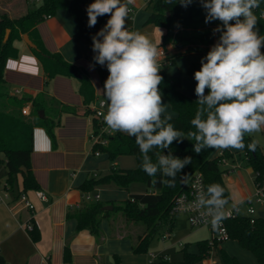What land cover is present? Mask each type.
<instances>
[{"label":"trees","instance_id":"16d2710c","mask_svg":"<svg viewBox=\"0 0 264 264\" xmlns=\"http://www.w3.org/2000/svg\"><path fill=\"white\" fill-rule=\"evenodd\" d=\"M94 0H42L36 5L27 7L26 12L18 18H10L0 14V163L6 169L5 181L9 187L14 190L18 179L20 178L21 188L18 193L28 189H38L39 186L34 178L30 164V154L33 147V128L42 126L50 136L52 142L54 138V127L60 122V116L64 113L72 114H92V125L98 123L90 108L94 100L93 86L88 77L82 73V69L66 61L60 53L49 52L45 50L41 42L32 39V33L40 21L47 16L53 15L57 9L65 8L76 19L78 28L74 36L76 39H84L91 48L89 60L96 68L99 75L101 87L109 72L106 66L95 64L92 51V36H94L106 23L108 15L98 18L97 24L89 28L87 26L88 16L86 8ZM151 11L146 22L153 23L156 26L164 28L161 42L156 46H165L172 44L174 50L167 53V61L172 63L176 58L191 53L207 54L211 46L219 39V33L213 35V28L220 22L213 21L205 24V11L201 7L199 0H193L189 5L187 15L180 13L179 0H174L172 4L166 3V0H151ZM258 16V27L260 33L264 35V0H260V7L254 9ZM9 28V35L4 39L5 30ZM22 34H27L33 42L32 50L38 57L47 79L61 74L78 81L77 91L83 98L84 108L76 109L73 106L62 103L45 91L38 92L35 96H16L9 92L7 81L4 77L5 62L8 58L16 57L18 49L12 44L16 38ZM264 52V48H262ZM201 67L200 62H194L186 69L187 74H194ZM159 74L163 77L159 89L169 102L174 111L173 119L170 121L175 128L187 133L194 130L191 120L195 118L197 111L196 94L188 96L179 89L181 80L179 76H169L161 67ZM206 89V93H207ZM104 98V96H103ZM26 101H30L31 108L28 115L21 113V107ZM42 110V115L39 111ZM264 135V129H263ZM254 140L248 134H244L245 148L244 157L247 165L255 173L254 180L264 178V157L258 145L254 151L249 150L247 145ZM195 141L187 139L182 142L174 141L170 149L162 150L163 155H171L183 159L185 156H191L192 162L185 166L182 173H178L174 187H168L161 183V179H170L157 173L156 177H150L140 167L142 156L139 146L135 143V137H129L124 133L116 132L109 137L105 146H95L100 152L106 153L111 162L118 155H132L135 158L136 165L131 168L118 167L115 164L110 165L107 174L87 178L81 188L83 191H90L99 184L114 182L118 187L127 188L132 182H141L150 188V191L140 193H130L129 196L120 201L102 202L100 200L86 202L82 207L69 209L66 217H72L76 220V229H87L97 239L101 235L100 222L104 217L111 213H121L123 217L132 222H142L144 230L138 234L135 242L132 244V250L135 253L147 252L150 241L155 235H163L173 229L175 215L170 212L174 195L184 190L188 186L189 179L195 171H200L207 192V186L212 183L220 184L224 189V196L229 200L228 190L222 178L220 169V156L213 155L215 149L208 148L199 155L193 151ZM153 149L149 152L152 161H156ZM228 153L224 149L223 155ZM22 167L24 169H22ZM188 174L187 183L182 182L181 175ZM105 203L112 205V209L105 210ZM227 239L236 240L241 247L250 251L258 264H264V217L256 216L251 222L245 215H236L224 220ZM32 238L35 239L34 228L31 231ZM197 250L189 251L184 245L181 248L182 259L178 264H197L204 258H207L212 250L208 238L196 241ZM217 243H215V246ZM221 264H240L235 256L230 255L223 249H219ZM68 247L65 246L63 258L65 261H71ZM120 257L114 256V264H121ZM0 264H6L4 258L0 255ZM105 264V263H101ZM147 264H168V259L158 257L149 261Z\"/></svg>","mask_w":264,"mask_h":264},{"label":"crops","instance_id":"0c3cea01","mask_svg":"<svg viewBox=\"0 0 264 264\" xmlns=\"http://www.w3.org/2000/svg\"><path fill=\"white\" fill-rule=\"evenodd\" d=\"M150 1L135 0V4L130 5L133 7V13L128 15L126 24L129 30L146 34L155 45H158L165 30L163 27L146 22L151 11L149 9ZM77 28L76 19L67 9L59 8L53 15L47 16L37 23L32 33V39L36 42L40 41L45 50L60 53L66 61L82 69V73L88 77L93 86L94 100L90 105L92 109V106L103 98L102 91L98 90H102V87L96 68H90V65L93 64L89 60L91 48L88 42L84 39H76L74 36ZM22 35L12 41L13 46L18 49V55L8 58L5 62L4 77L9 92L16 96L33 97L38 92L45 91L64 104L79 110L83 109V98L77 91V79L61 74L47 79L38 57L32 50L33 46L27 44ZM170 46L171 44L165 45L168 53L174 50ZM195 55H199V53L182 55L172 63L168 62L169 66L165 64L162 68L167 75L172 77L182 73L187 74L186 69L190 64L201 61L197 59L200 56ZM184 60L185 64L178 66V63ZM188 75L192 76L193 80L189 85L184 86V81L180 78L179 89L184 94L193 96L197 82L194 79V74ZM162 99L169 104L164 95ZM25 104L30 111V101H26ZM170 109H172L171 106ZM91 130L92 114L86 113L62 114L60 122L54 127V142L42 126L33 128V147L30 154L31 170L39 189L45 193L46 200L39 199L34 193L35 189H28L23 192L33 204V213L19 206L11 210L6 204L0 203V255L6 264H101L102 262L114 264L115 255L120 257L121 264H147L149 262L151 253H135L132 250V244L141 233V228H136L134 222L126 220L121 213H111L101 219L99 225L101 235L98 239L87 229L77 230L76 220L66 217L69 209L80 208L89 202L83 199L85 192L97 195L98 200L102 202H109L124 200L130 193L150 191V188L141 182H132L127 188H121L114 185V182H109L96 185L90 191H83L81 185L87 178L107 174L110 165L117 166L116 160L123 156L118 155L111 162L106 153L100 152L99 155H95L90 150L88 141V134ZM216 150L213 155H216ZM226 152L228 153L225 156L226 161L220 163L219 166L229 194L228 203L241 206L240 202H245L247 198L252 197L253 181L250 187L245 175L246 171L250 173L253 170L247 165L243 150L228 148ZM244 163L247 168H244ZM228 168L231 170L228 171ZM5 178L6 175L3 177V181ZM141 184H143L142 190ZM20 188L19 178L15 191L12 190L13 194L16 195ZM105 205L110 204L105 203ZM263 211V207L260 210L256 208V212L260 216H264ZM29 219L35 231V239L31 234L33 228L29 231L21 226V223ZM196 241L195 247L188 245L190 242L188 239L183 244L186 245L187 250L196 251ZM234 242L242 250L233 247L232 252L227 243L231 246L230 243ZM65 246L68 247L70 262L63 258ZM218 247L235 256L240 264H244V261L237 256L236 252L251 253L241 247L236 240L229 238L218 243L214 249ZM210 254L197 264H221V260L217 262L215 259H211ZM251 255L255 263L258 264L254 255L252 253Z\"/></svg>","mask_w":264,"mask_h":264},{"label":"clouds","instance_id":"9594fccd","mask_svg":"<svg viewBox=\"0 0 264 264\" xmlns=\"http://www.w3.org/2000/svg\"><path fill=\"white\" fill-rule=\"evenodd\" d=\"M174 0H166L172 4ZM187 8L193 0H179ZM205 11V24L219 21L213 35L218 41L201 58V67L194 72L197 111L191 120L194 130L185 133L171 123L170 105L163 103L159 89L161 49L140 31L128 29L126 20L135 0H94L86 8L89 28L98 18L108 15L103 27L92 36L95 64L106 66L109 75L102 91L107 112L104 121L112 133L135 137L142 156L141 169L150 177L157 173L170 179L161 183L174 187L178 173L192 162L163 155L174 141H195L193 151L245 148L244 134L259 132L264 127V35L258 27L254 9L260 0H199ZM94 65H90L93 68ZM35 71V70H33ZM206 89L208 90L206 93ZM254 151L256 142L247 145ZM156 161L149 152L153 149ZM187 183L188 174L181 175ZM218 183L207 186V198L198 194V210L203 209L213 227L226 218L228 199ZM233 208L236 209L235 205Z\"/></svg>","mask_w":264,"mask_h":264},{"label":"built area","instance_id":"2783aa9c","mask_svg":"<svg viewBox=\"0 0 264 264\" xmlns=\"http://www.w3.org/2000/svg\"><path fill=\"white\" fill-rule=\"evenodd\" d=\"M25 1L31 5H36L42 0ZM129 7L131 8V11L129 13L130 15L133 13V7ZM262 15H264V13H262ZM157 48L162 50L160 56L158 57V64L160 67H163L168 63V50L165 46L161 45L157 46ZM104 99L105 98L98 100V102L92 106L93 114L98 119V123L95 126L92 125V130L88 134V141L90 143V150L93 151L95 155H99L100 151L98 149H94V147L107 145L109 137L113 134L110 129L106 130L107 125L104 121V114H106L107 112V107L104 103ZM21 109L23 114L28 115L29 109L26 104L23 105ZM223 153L224 149L216 150V155L220 156V163H225L226 161V157L223 155ZM227 170L230 171L231 168H228ZM11 192L12 189L9 187L5 180L0 182V203L6 204L11 210L19 206L28 209L31 213H33V204L24 192L17 193L16 195H14L13 192L11 194ZM34 193L39 199L46 200V195L41 189H35ZM198 194H202L205 198H207L203 176L200 171H195L189 179L188 186L184 190H181L174 195L172 205L170 207V212L175 216H184L190 227H207L210 231L208 242L212 246V248H214L215 243H220L227 239V230L224 222L225 219L219 226L213 227L210 222V218L206 216V213L203 211V209H197L198 205L196 203V200ZM83 199L86 201H96L98 200V196L91 195L85 192L83 194ZM254 203L264 205V178L261 180H253V194L251 198H247L245 200V209H242V207L237 204L234 205L236 209H238V211L235 210L233 208V205L229 203L225 206L226 218L234 217L236 215H245L252 222L256 216H260L256 212ZM21 226L29 231L33 228L30 219L26 220L24 223H21ZM166 235L167 233H164L162 237H165ZM158 257L167 259L166 255L164 254L151 253L149 261L154 260Z\"/></svg>","mask_w":264,"mask_h":264},{"label":"rangeland","instance_id":"374dc122","mask_svg":"<svg viewBox=\"0 0 264 264\" xmlns=\"http://www.w3.org/2000/svg\"><path fill=\"white\" fill-rule=\"evenodd\" d=\"M29 6H31V4L27 3L25 0H0V14H4L10 18H18L19 16H21L23 13L26 12L27 7H29ZM149 9H151V5H150ZM188 10H189V6L187 8H184L180 5V13L182 15H187ZM8 35H9V32L7 33V37H8ZM6 38H4V39H6ZM171 46L174 48V46L172 44H171ZM195 56H197V57L200 56L197 59L201 60V58L206 56V55L205 54H199V55H195ZM185 62H186L185 60L180 61V63H178L179 64L178 66H183L185 64ZM169 65L170 64H168L167 66H169ZM178 76H180V78L184 81V83H183L184 86L189 85L191 83V80H193L192 76L185 74V73H182L180 75L178 74ZM184 86H183V89H185ZM162 100H163V103L167 104L164 99H162ZM168 111L170 113L174 114V111L172 109H170V107H169ZM21 113L23 114L22 109H21ZM23 115H26V114H23ZM263 129H264V127H262L259 132L248 133V134L256 142V144L260 148L262 155L264 157ZM116 162H117V166L122 167V168L123 167L124 168H131V167L135 166L134 157L132 155L120 156L116 160ZM243 166H244V168H247L246 167L247 165L245 163L243 164ZM246 173H247L245 175L246 181H247L248 185H250V187H251L252 181L254 180V177H255V173L252 171H250V173L248 171H246ZM5 175H6L5 167L3 164L0 163V182L3 181V177ZM114 185H116V184H114ZM142 189H143V184H141V190ZM14 191H15V189H14ZM11 194H12V192H11ZM118 201H120V200H118ZM240 205H241L242 209H245V207H246L245 202H240ZM254 206H255V208H257V210H260L261 207L264 208V205H261L258 203H254ZM134 226L136 228L137 227L141 228V232H143L144 227H145L142 222H134ZM209 236H210V231L207 227H190V225L188 224V222L186 221V219L182 215H176L175 219H174L173 229L170 232H168L165 237H162L161 235H155V237L150 241L148 248H147V252H145V253H153V254L164 253L168 257V264H176L177 261L182 259V252L180 250L184 246V244H183L184 241H186L188 239V241H190L188 245H192L193 247H195V241L197 239L209 238ZM230 244H231V246L227 243V245L229 246V248L232 252H233V247L237 248L238 250L241 249L240 247H238V245H236L235 242L230 243ZM216 246H214V247H216ZM240 252L237 251L236 254L239 258H241L244 261V264H256L251 253H249L247 251H240ZM143 255H145V254H143ZM210 258L215 259L217 262L220 261L219 247L215 248V249L212 248Z\"/></svg>","mask_w":264,"mask_h":264},{"label":"water","instance_id":"95a60500","mask_svg":"<svg viewBox=\"0 0 264 264\" xmlns=\"http://www.w3.org/2000/svg\"><path fill=\"white\" fill-rule=\"evenodd\" d=\"M8 32H9V28H7V29L5 30L4 38L7 37V33H8ZM22 37H23L24 41H25L27 44H29L30 46H33V43L31 42V40L29 39V37H28L27 34H23ZM39 113L42 115V113H43L42 110H40ZM22 169H24V168L22 167ZM103 209H105V210L112 209V205H104V206H103Z\"/></svg>","mask_w":264,"mask_h":264}]
</instances>
